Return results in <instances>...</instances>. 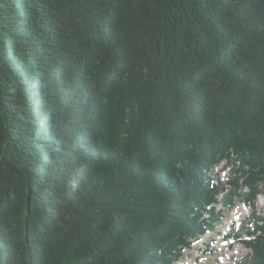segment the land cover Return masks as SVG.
<instances>
[{"label": "trees", "instance_id": "1", "mask_svg": "<svg viewBox=\"0 0 264 264\" xmlns=\"http://www.w3.org/2000/svg\"><path fill=\"white\" fill-rule=\"evenodd\" d=\"M233 157L254 205L264 0H0V264H175Z\"/></svg>", "mask_w": 264, "mask_h": 264}, {"label": "rangeland", "instance_id": "2", "mask_svg": "<svg viewBox=\"0 0 264 264\" xmlns=\"http://www.w3.org/2000/svg\"><path fill=\"white\" fill-rule=\"evenodd\" d=\"M233 158L234 160L231 161L224 159L216 165L214 170L210 171L213 175L208 173L210 177H214V182L224 191L218 196L217 203L211 206L223 211V221L217 226L215 232L208 233L190 249L185 250L181 261L185 260L188 255L193 264H239L253 256L254 251L247 243L256 240L260 234L256 230V225H263L264 222V183H261L259 187L261 193L254 205L249 204L245 199V193L248 190L245 188L236 190L232 187L231 182L239 180L242 183L243 180L240 173V162L236 160V157ZM231 191H236L241 194V197H236L232 207H227L224 197ZM236 208L241 211V218L235 219L231 227H225ZM252 232L256 234L250 235Z\"/></svg>", "mask_w": 264, "mask_h": 264}, {"label": "bare ground", "instance_id": "3", "mask_svg": "<svg viewBox=\"0 0 264 264\" xmlns=\"http://www.w3.org/2000/svg\"><path fill=\"white\" fill-rule=\"evenodd\" d=\"M212 174V173H211ZM213 175V174H212ZM214 178V177H213ZM240 214H241V211H239V209H235L233 211V213L231 214L230 218L227 220L226 224H225V227H231L232 225V222L235 220V219H238L240 217ZM241 218V217H240ZM227 235V234H226ZM197 258V256H196ZM194 261V260H193ZM195 262V261H194ZM177 264H193L192 261H190V258L186 257L185 260H182V261H179Z\"/></svg>", "mask_w": 264, "mask_h": 264}]
</instances>
